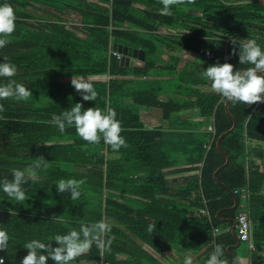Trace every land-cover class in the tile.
I'll use <instances>...</instances> for the list:
<instances>
[{
    "label": "trees",
    "instance_id": "trees-1",
    "mask_svg": "<svg viewBox=\"0 0 264 264\" xmlns=\"http://www.w3.org/2000/svg\"><path fill=\"white\" fill-rule=\"evenodd\" d=\"M0 3L10 4L16 16L15 31L0 48V62L10 61L17 68L14 77H0V84L11 79L32 91L23 100L0 99V181L11 180L14 169L33 166L39 156L47 162L46 167L33 168V175L22 185L24 201L17 202L0 191V229L9 235L8 247L0 250L5 264H20L27 255L26 242H50L57 234L79 231L82 224L101 219L111 225L105 237L111 239L108 250L93 244L73 264H164L144 244L169 264H177L169 258L172 253L198 254L210 244L200 262L205 264L221 244L227 264H239L234 250L238 239L228 219H235L240 210L242 187L247 191L244 201L252 229L253 248L246 254L250 264H264L260 254L264 246V165L246 164L247 140L259 141L264 153V103L228 102L236 124L218 147V137L230 129L233 119L219 93L197 88L211 87L203 75L211 65L249 67L239 62L242 40L254 39L264 48V3L181 0L170 6L167 15L161 14L162 0ZM69 13H76L77 20H68ZM182 22L191 23L188 32L160 29L181 27ZM114 37L143 49L144 63L121 65L112 53ZM183 51L193 55L196 68L187 64L179 69ZM94 75H107V79H88ZM80 77L93 85L94 101L82 100L71 85L72 79ZM162 80L173 83V93L184 99L161 100L159 95L165 93ZM75 103L85 109L115 110L126 146L113 150L102 138L89 143L74 127L60 133L50 121ZM148 107H159L166 120L183 108L196 107L199 117L210 118L212 131H198L200 123L194 131L188 126L168 133L146 129L139 113ZM180 163L196 164L199 170L187 191L188 195L199 192L192 204L179 201L183 192L170 185L163 171ZM61 179L82 182L78 200H71L67 191L56 192ZM191 206L206 208L208 213H191ZM224 228L229 229L216 232ZM47 264H53L51 259Z\"/></svg>",
    "mask_w": 264,
    "mask_h": 264
},
{
    "label": "clouds",
    "instance_id": "clouds-1",
    "mask_svg": "<svg viewBox=\"0 0 264 264\" xmlns=\"http://www.w3.org/2000/svg\"><path fill=\"white\" fill-rule=\"evenodd\" d=\"M181 0H162V15L170 14V6L180 3ZM16 16L13 7L8 3H0V48H3L7 39L16 28ZM235 43V41H232ZM239 62L249 65L244 69H234L229 63L211 65L203 71L204 77L211 82V89L219 93L225 101L233 105L242 103L251 105L257 102L264 103V48L254 39H244L239 45ZM17 68L10 61L0 62V77L11 78L16 75ZM71 85L81 93L82 100L94 101L97 92L93 85L84 77L72 79ZM32 95V91L24 84L9 79L8 83L0 84V99L15 98L23 100ZM3 106L0 105V110ZM116 112L112 108L106 111L96 107L83 108L81 103H75L69 110L60 115H54L50 121L60 133L66 127H74L77 135L89 143H99L101 138L113 150L126 146L125 139L120 135L121 123L116 119ZM47 166L43 156H39L35 164L29 168L12 171V178L0 181V191L17 202L25 200L26 193L22 185L28 182L27 177L33 175V168ZM74 179H61L55 186L58 194L68 192L71 200H78L81 196L79 184ZM155 227V226H154ZM111 231V225L101 219L94 223L82 224L80 230H69L66 234H57L52 241L33 239L26 242L23 248L27 255L20 264H47L51 259L53 264H73L77 257L88 252L93 244L98 249L108 250L111 239H105ZM9 235L0 229V250L8 247ZM51 242H55V247ZM224 246L216 245L205 264H227ZM0 264H5L4 257L0 256ZM184 264H191V257H186Z\"/></svg>",
    "mask_w": 264,
    "mask_h": 264
},
{
    "label": "crops",
    "instance_id": "crops-1",
    "mask_svg": "<svg viewBox=\"0 0 264 264\" xmlns=\"http://www.w3.org/2000/svg\"><path fill=\"white\" fill-rule=\"evenodd\" d=\"M222 3L225 4H246V3H254L258 2L263 4L264 0H220ZM137 7L139 8H146L149 10V6H144L137 4ZM188 12L190 13H195L196 15H199L200 12L190 9ZM69 20V18H68ZM184 23L183 26L181 27H160L161 30H167V31H181V32H188V28L191 25L189 22H182ZM165 51V50H164ZM113 53V50H112ZM121 54V53H120ZM122 56V55H121ZM165 56V55H164ZM181 63L179 69L183 68L187 64L191 65L193 68L197 67V63L195 59H193V55L191 53H188L186 51L181 52ZM117 57V56H116ZM118 58V57H117ZM121 58V57H120ZM119 58V59H120ZM145 61V60H144ZM143 62L134 60L133 64L136 65H142ZM88 79L92 80H106L107 75H94L88 77ZM161 84H164V90L165 93L160 94L159 98L161 100H165L168 97H180L176 94H174V85L173 83H168L165 80L160 81ZM197 87V86H196ZM201 89L202 91H213L211 87L207 86H200L197 87ZM209 89V90H208ZM215 92V91H214ZM216 93V92H215ZM179 99H184L183 97H180ZM185 99H188L187 97ZM140 119L142 122L145 123V128L146 129H160L161 132L168 133L170 131H183V129H186L185 127L188 126L189 130L194 131V126L195 124L200 123V127L198 128V131L205 133L207 130L206 128L210 124V118L208 117H199L198 115V109L196 107H187L183 108L178 112H175L171 115L169 120H166L165 118L162 117V111L159 107H148L146 109H143L140 111ZM192 127V128H191ZM196 131V130H195ZM207 133V132H206ZM248 161L247 163H253L255 165L263 166L264 165V153L261 150L260 147H258L259 141H254L250 140L248 141ZM247 160V159H246ZM197 167L196 164H185V163H180L179 165H174L171 167L164 168L163 171L165 172L166 178L170 185L175 187V189L183 192V197L180 198V202H183L185 204H192L194 197L199 193L198 191H193L191 194H187L188 187L194 184V180L197 179L199 175V170L196 169ZM193 168V169H191ZM187 169V170H184ZM185 194V198H184ZM205 202H203L204 204ZM238 202L236 203V205ZM245 206V201L244 198H241L239 205H238V210L242 209ZM200 207L197 206H191L190 212L191 213H198V209ZM208 211L205 208V214H207ZM219 213V211H218ZM228 221L231 222L232 224V231L236 233V224H235V219H228ZM229 228H224L219 230L217 233H221V231H227ZM238 239V238H237ZM244 244H246L247 247H244ZM252 244V240H251ZM210 245V244H209ZM209 245L201 251V253L198 254H192V253H187V252H179L178 254L172 253L170 254L171 260L176 262L177 264H184V260L186 257H191V264H200L202 261L203 257L206 256L205 251L208 249ZM143 247L152 255L156 256L158 259H160L164 264H169V260L166 259L165 257H161L154 249L149 247L148 245H143ZM234 250H237L236 252L238 253V262L239 264H250V258L246 253H248L249 245L246 242H240L239 240L236 242V245L234 246ZM229 248V247H228ZM152 251H151V250ZM155 252V253H154ZM261 255H264V246L262 247V250L260 252Z\"/></svg>",
    "mask_w": 264,
    "mask_h": 264
},
{
    "label": "water",
    "instance_id": "water-1",
    "mask_svg": "<svg viewBox=\"0 0 264 264\" xmlns=\"http://www.w3.org/2000/svg\"><path fill=\"white\" fill-rule=\"evenodd\" d=\"M112 50L121 53V55H122L120 58V64L121 65H132L134 63V60H137L140 62H143L145 60V51L143 49H140L137 46H135L133 43H131L127 40H124L122 38H119V37L113 38ZM228 102L229 101H225L224 106H225L227 113L233 119V123H232V126L230 127V129H228L227 131H225L223 134H221L218 137V139H217V146L218 147H219L220 139L224 135H226L228 132L233 130L235 127V124H236V121H235L233 115L231 114V112L228 108ZM226 160H228L227 156H226ZM234 206H236V203Z\"/></svg>",
    "mask_w": 264,
    "mask_h": 264
},
{
    "label": "built area",
    "instance_id": "built-area-1",
    "mask_svg": "<svg viewBox=\"0 0 264 264\" xmlns=\"http://www.w3.org/2000/svg\"><path fill=\"white\" fill-rule=\"evenodd\" d=\"M113 54L116 55L118 58L121 57V54L117 51H113ZM208 131H212V127L208 126L207 127ZM241 192H242V197L245 199L246 198V187H242L241 188ZM199 213L201 214H205V209L200 208L198 210ZM235 224H236V233H237V238L240 242H246L249 245V248L252 249L253 246L251 244V240H252V229H251V222H250V218L248 215V211H247V202L245 201V206L240 209L236 215H235ZM219 230L216 229V232H218Z\"/></svg>",
    "mask_w": 264,
    "mask_h": 264
},
{
    "label": "rangeland",
    "instance_id": "rangeland-1",
    "mask_svg": "<svg viewBox=\"0 0 264 264\" xmlns=\"http://www.w3.org/2000/svg\"><path fill=\"white\" fill-rule=\"evenodd\" d=\"M36 13V11H34ZM42 14H44L43 12H41ZM68 18L71 20V21H75L77 20L78 18V15L76 13H69L68 15ZM209 90V89H208ZM151 250V249H150ZM152 251V250H151ZM155 253V252H154ZM82 264H94V262H83Z\"/></svg>",
    "mask_w": 264,
    "mask_h": 264
}]
</instances>
